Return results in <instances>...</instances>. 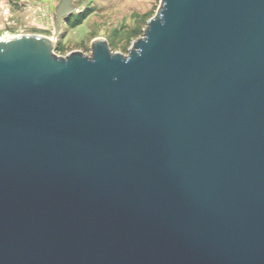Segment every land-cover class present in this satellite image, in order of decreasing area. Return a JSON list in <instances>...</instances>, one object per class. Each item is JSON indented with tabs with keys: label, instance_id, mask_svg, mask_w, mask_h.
Wrapping results in <instances>:
<instances>
[{
	"label": "water",
	"instance_id": "obj_1",
	"mask_svg": "<svg viewBox=\"0 0 264 264\" xmlns=\"http://www.w3.org/2000/svg\"><path fill=\"white\" fill-rule=\"evenodd\" d=\"M52 38L0 41V264H264V0H160L127 57Z\"/></svg>",
	"mask_w": 264,
	"mask_h": 264
},
{
	"label": "rangeland",
	"instance_id": "obj_2",
	"mask_svg": "<svg viewBox=\"0 0 264 264\" xmlns=\"http://www.w3.org/2000/svg\"><path fill=\"white\" fill-rule=\"evenodd\" d=\"M160 0H78L72 21L86 14L77 26L62 22L54 54L66 57L77 51L91 56V44L104 39L112 53L127 57L135 41L144 37L148 21ZM55 7L45 0H0V40L20 36L52 37Z\"/></svg>",
	"mask_w": 264,
	"mask_h": 264
},
{
	"label": "trees",
	"instance_id": "obj_3",
	"mask_svg": "<svg viewBox=\"0 0 264 264\" xmlns=\"http://www.w3.org/2000/svg\"><path fill=\"white\" fill-rule=\"evenodd\" d=\"M85 17H86V14H81V15L77 16V18L74 21H72V18L69 16L66 19V23L72 24L73 26H77V25H79V24H81L83 22Z\"/></svg>",
	"mask_w": 264,
	"mask_h": 264
},
{
	"label": "crops",
	"instance_id": "obj_4",
	"mask_svg": "<svg viewBox=\"0 0 264 264\" xmlns=\"http://www.w3.org/2000/svg\"><path fill=\"white\" fill-rule=\"evenodd\" d=\"M46 1V0H45ZM47 1H49V5L53 8V7H57L58 6V4L60 3V1L61 0H47ZM76 1H78V0H73V2L75 3V5H76ZM54 36V35H53Z\"/></svg>",
	"mask_w": 264,
	"mask_h": 264
},
{
	"label": "bare ground",
	"instance_id": "obj_5",
	"mask_svg": "<svg viewBox=\"0 0 264 264\" xmlns=\"http://www.w3.org/2000/svg\"><path fill=\"white\" fill-rule=\"evenodd\" d=\"M52 37H54V38H52ZM52 37H49V38H52V40L55 41L56 40V36L54 35ZM8 39H10V38H8ZM3 40H6V39H3ZM0 41H2V40H0Z\"/></svg>",
	"mask_w": 264,
	"mask_h": 264
},
{
	"label": "built area",
	"instance_id": "obj_6",
	"mask_svg": "<svg viewBox=\"0 0 264 264\" xmlns=\"http://www.w3.org/2000/svg\"><path fill=\"white\" fill-rule=\"evenodd\" d=\"M77 10V9H76Z\"/></svg>",
	"mask_w": 264,
	"mask_h": 264
}]
</instances>
